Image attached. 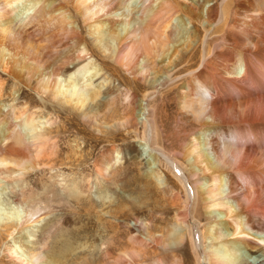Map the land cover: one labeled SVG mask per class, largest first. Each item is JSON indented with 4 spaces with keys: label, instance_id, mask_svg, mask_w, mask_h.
Listing matches in <instances>:
<instances>
[{
    "label": "bare ground",
    "instance_id": "bare-ground-1",
    "mask_svg": "<svg viewBox=\"0 0 264 264\" xmlns=\"http://www.w3.org/2000/svg\"><path fill=\"white\" fill-rule=\"evenodd\" d=\"M21 91L53 101V111L42 112L33 97L15 103ZM164 91L173 98L154 109ZM61 102L77 111L68 124L57 122ZM169 110L180 151L158 142ZM77 121L106 136L134 129L138 140L127 155L139 160L150 150L174 176L184 200L170 244H188L194 264H264V0H0V176L21 180L70 155L80 161V145L63 136ZM225 138L240 141L225 150ZM121 157L115 148L102 152L98 186L115 181ZM92 182L86 174L71 182L67 198L79 201ZM25 190L18 203L40 198ZM164 191L181 198L170 185ZM2 193L0 238L11 243L10 260L0 264H63L73 242L53 230L55 221L40 228L33 213L27 226L19 209L3 213ZM136 231L134 244H148Z\"/></svg>",
    "mask_w": 264,
    "mask_h": 264
},
{
    "label": "rangeland",
    "instance_id": "rangeland-1",
    "mask_svg": "<svg viewBox=\"0 0 264 264\" xmlns=\"http://www.w3.org/2000/svg\"><path fill=\"white\" fill-rule=\"evenodd\" d=\"M86 37L89 39L88 35ZM27 93L23 91L16 93L15 103L25 102L27 97H33L32 99L40 106L45 104V107L40 109L42 112L53 111L52 104L56 103L51 100H48L49 102L45 100V102L40 96L33 93L28 96ZM140 97H143V93L140 94ZM164 97L172 99L173 94L172 96L169 95V92L160 94L158 101L152 104L154 109L157 105L158 108L162 104ZM8 100L10 98H6V101ZM60 106L64 107L65 112L60 115L61 117L58 118L57 122L60 124V122L65 121V124H68L70 116L67 114L70 113L71 116H75L77 111L63 102L60 103ZM40 116L39 114L38 117ZM161 117L165 126L159 127L162 132L158 140L159 145L166 151H180V144L183 139L178 134L177 136L172 135L178 123L174 110L163 111ZM162 124L160 123V125ZM141 126V124L138 126V132L143 133ZM103 127L102 130H109V128L103 129ZM136 133L134 129L123 127L114 135L112 133L106 136L105 133L100 132L95 127H84L80 121L75 122L70 131L63 134L64 141L66 143L76 141L77 143L75 142L74 145H80L84 156L80 158V161L74 162L77 156L74 157L73 155V158L70 155L71 161L58 162L52 169L38 170L30 176L21 178V180H12L0 176V191L2 189L3 192V204L1 205L3 213L10 212L13 207L19 209L22 219L24 217L23 222L29 221L25 223L27 226L34 225L32 222L35 218L29 220L33 213H37L36 218L40 216V228H43L44 225H51L55 221L53 230L56 231L57 228V231H62L73 242V252L70 254L71 256L66 257L68 260L65 258L63 262L61 261L63 264H114V259L119 255L122 257V264H194V255L188 244L180 246L170 244L172 239L171 228L176 226V213L183 209V194L179 190V186L175 184L177 182L174 176L165 168L159 167L150 150L143 149L139 160H135L131 154L127 155V152H130L128 150L130 145L138 140ZM239 141V138L238 140L225 138L222 140V148L227 150L229 144L236 142L238 144ZM66 148L67 146L64 145V153L68 151ZM108 148L118 149L122 157L116 166L115 181H103L102 185L98 186L95 182L97 176L96 163L102 152ZM230 158L235 160L231 156ZM85 174L91 178V181L95 182L93 189L81 195L79 201L69 200L65 186L73 181L80 182ZM168 185L174 187L176 193L180 192L181 198L178 202L174 201L164 191L165 186ZM31 188L34 189L35 193L37 192L36 197L40 198L32 204L18 203L17 195L21 194L22 189L27 191ZM199 220L204 223L202 215H200ZM138 229L140 231L137 238L142 242L146 241L144 243L149 245L140 247L138 244L135 245L136 243L131 236L136 234ZM38 237L32 235L30 239L34 242ZM56 237L59 238L58 233ZM0 240V260H10L7 245L11 242L2 240V238ZM155 241L159 244L157 245ZM15 242L18 243L16 246L19 249L26 252V245L18 239H15ZM55 246L57 247V244ZM130 250L137 252L134 259L130 258L128 254ZM105 251H108V254ZM242 253L246 252L243 250ZM171 255L179 256L182 263L177 261L176 263V259Z\"/></svg>",
    "mask_w": 264,
    "mask_h": 264
}]
</instances>
